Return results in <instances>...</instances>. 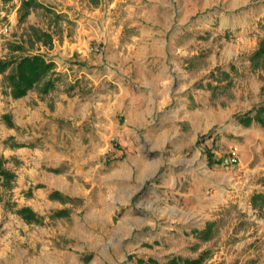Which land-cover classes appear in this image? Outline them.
<instances>
[{"label": "rangeland", "instance_id": "1", "mask_svg": "<svg viewBox=\"0 0 264 264\" xmlns=\"http://www.w3.org/2000/svg\"><path fill=\"white\" fill-rule=\"evenodd\" d=\"M23 1L0 0V58L43 53L55 86L15 98L12 66L0 72V264H264V202L251 198L264 190V123L226 148L206 144L214 128L195 141L183 119L208 107L264 118V0ZM208 148L229 164L206 166ZM118 163L128 185L101 199ZM192 169L202 179L179 177ZM55 177H77L69 217L43 194Z\"/></svg>", "mask_w": 264, "mask_h": 264}, {"label": "crops", "instance_id": "2", "mask_svg": "<svg viewBox=\"0 0 264 264\" xmlns=\"http://www.w3.org/2000/svg\"><path fill=\"white\" fill-rule=\"evenodd\" d=\"M60 102H56L57 105V110L55 111V114L59 117H65V118H72L71 115L65 113L66 115H61L60 113V108L61 105L58 104ZM17 104L20 106V103L17 102ZM85 108L87 107L86 104H83ZM82 106V107H83ZM59 109V110H58ZM148 109V108H147ZM261 107L257 108H251L249 111H243V112H235L232 113L231 111H222L219 113V115L216 114V111L213 107H208L207 109L201 111L200 109H196L195 111H187L184 112L186 115L183 118L184 121L187 122L188 128L192 129L195 132V141H197V138L200 135L204 134H209L211 133V130L214 128V131L211 135L208 136V138L205 140L206 144L211 146V143L215 141L214 139L218 137L217 142H220L221 145H224L226 148L227 146H232L234 144H242L243 146L244 142L243 141H248V131L255 130L259 132V126L264 123V118H263V112L260 111ZM89 114L88 110H83L81 109L80 111V116L81 117H87ZM103 112H99V116H102ZM144 123H148L147 117L145 115L144 117ZM225 121V125L223 127L215 128L217 124H220L221 122ZM98 124V123H97ZM101 124V123H99ZM101 126V125H100ZM217 135V136H216ZM216 136V137H215ZM194 140V137H192ZM212 141V142H211ZM211 142V143H210ZM183 147L187 146L182 144ZM214 149L210 150L208 148L207 150V155H209V158L207 157V160H204V164L207 166V164L210 163H220L221 165H228L229 162L221 158V155H218L217 157H214L213 154ZM220 151V150H218ZM221 152V151H220ZM210 159V160H208ZM119 164V163H118ZM209 166V165H208ZM117 168V169H115ZM115 169V170H114ZM113 172L108 175L106 178H111L109 181V192L104 193V191L99 192V197L102 199L104 195H108V198H111V201L113 200L115 194L119 192L122 188H125L126 185H128V182L126 180H121L119 177L118 173L120 171L126 170L125 165L123 164H116V167L113 168ZM188 174V173H187ZM111 176V177H109ZM180 178L186 179V177H191L192 180L196 181L198 179H202V176L195 170L192 169L190 176L186 175V170H183L181 175L179 176ZM103 177H100V180ZM105 178V177H104ZM77 180V177H73V184H71L70 180H68L66 177H55L53 179V182H55V186H61V187H55L51 188L49 190H46L43 194L45 197H49L50 199H56L58 200V203H53V204H60L58 207L57 211H60V216L61 217H69L70 214V205L69 203L72 202L73 199L77 198L78 196H73L71 193L73 192L75 188V182ZM126 181V182H125ZM61 182V183H59ZM124 183V187L121 189L119 188L121 184ZM71 188L72 192L69 190ZM193 190V189H191ZM183 191L182 194H184L187 197L194 196V190L193 191ZM38 191V190H37ZM74 193V192H73ZM256 202L258 201V198L263 199L264 202V190H256L253 192L252 197ZM100 199V201H101ZM60 201V202H59ZM107 208L111 207V202H107ZM33 208V207H32ZM34 209V208H33ZM35 210V209H34ZM36 211V210H35ZM103 211V208H100L99 205H95L92 213L97 214L101 213ZM39 215H41L38 211H36ZM77 226V225H76ZM33 264H37V260L33 259ZM50 264V263H49Z\"/></svg>", "mask_w": 264, "mask_h": 264}, {"label": "trees", "instance_id": "3", "mask_svg": "<svg viewBox=\"0 0 264 264\" xmlns=\"http://www.w3.org/2000/svg\"><path fill=\"white\" fill-rule=\"evenodd\" d=\"M34 0H25L23 5L29 7ZM37 39H41V35L49 37V34L45 31H41L37 34ZM22 45H14V50H23ZM264 55V40L259 48L255 51L254 56ZM12 66L7 72V79L11 88V95L15 98L24 96L33 87L41 84L40 92L48 93V91L55 86V79L52 78V74L55 71V62L48 59L41 52H28L20 55H13L11 57L0 58V72L3 73L6 69ZM210 160V159H209ZM7 176L10 178V173L3 168L2 162H0V177ZM6 178V177H5ZM256 204V203H255ZM15 212L21 216L27 223L39 222L42 217L34 211L30 206L18 207ZM56 215H60V211L56 212ZM178 259L173 258L171 262H176ZM201 258L197 259H184V264H200ZM140 264H161L157 259L150 257L149 259H140Z\"/></svg>", "mask_w": 264, "mask_h": 264}]
</instances>
